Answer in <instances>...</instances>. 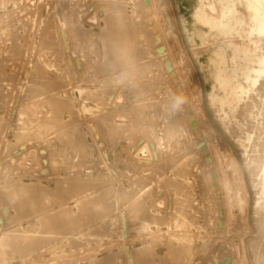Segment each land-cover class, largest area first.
Masks as SVG:
<instances>
[{
	"label": "rangeland",
	"instance_id": "1",
	"mask_svg": "<svg viewBox=\"0 0 264 264\" xmlns=\"http://www.w3.org/2000/svg\"><path fill=\"white\" fill-rule=\"evenodd\" d=\"M238 2L0 0V264H264V34Z\"/></svg>",
	"mask_w": 264,
	"mask_h": 264
},
{
	"label": "bare ground",
	"instance_id": "2",
	"mask_svg": "<svg viewBox=\"0 0 264 264\" xmlns=\"http://www.w3.org/2000/svg\"><path fill=\"white\" fill-rule=\"evenodd\" d=\"M198 1H199V0H198ZM232 1H233L235 4H238V5L241 7L242 10H246V9H248V7H249L248 3H246V2H245L244 4H239L238 0H232ZM222 2H223V1H222ZM242 2H243V1H242ZM249 2H251V1H249ZM196 3H197V0H195V5H196ZM225 3H226V2H225ZM207 4H208V3H207ZM211 4H212V3H211ZM250 4H251V3H250ZM252 4H254V7L252 6L253 8H251V6H250V9H252L253 12H251V10H250L251 14H249V16L252 15V13H253V15H254L253 17H254V19H255L256 22H257V27H254V28H257L256 30H257L258 34H260V36H261V34H262V35L264 34V0H252ZM213 5H214V4H213ZM217 5H218V4H217ZM215 6H216V5H215ZM218 6H219V5H218ZM221 6H224V5H221ZM256 6H259L260 9L262 10V16H260V15H261L260 10H259V8H257ZM200 7H201V6H200ZM206 7H207V6H206ZM216 7H217V6H216ZM225 7H226V6H225ZM234 7H235V6H234ZM198 8H199V7H198ZM220 8H221V7H220ZM220 8H219V9H220ZM195 9H196V8H195ZM195 9H194V10H195ZM222 9H223V8H222ZM198 10H199V9H198ZM198 10H196V11H198ZM200 10H201V8H200ZM220 10H221V9H220ZM225 10H226V9H225ZM228 10H229V9H228ZM205 11H206V13H207L208 10L205 9ZM215 11H216V9H215ZM215 11L213 12L214 15H215V13H217V12H215ZM200 12H201V11H200ZM200 12H199V13H200ZM218 12H219V11H218ZM195 13H196V12H195ZM202 13H203V11H202ZM231 13H232V12H231ZM118 14H119V13H116L115 16L118 17V16H117ZM203 14H204V13H203ZM221 14H222V13H221ZM223 14H224V13H223ZM225 14H226V13H225ZM193 15H194V14H193ZM193 15H192V16H193ZM207 15H210L209 12H208V14H206V17H207ZM214 15H213V16H214ZM216 15H217V14H216ZM230 15L232 16V14H230ZM122 16H124V14H123ZM199 16H200V15H199ZM201 16H202V15H201ZM218 16H219V15H218ZM220 16H222V15H220ZM224 16H225V15H224ZM224 16H223V17H224ZM231 16H229V18H230ZM233 16H234V15H233ZM233 16H232V17H233ZM125 17L127 18V15H126ZM125 17H121V18L123 19V21L130 19L129 17H128L127 19H125ZM204 17H205V15H204ZM204 17H203V18H204ZM211 17H212V16H211ZM118 18H119V20L121 19V18H120V15H119ZM118 18H116V19H118ZM208 18H210V17L208 16ZM214 18H215V16H214ZM217 18H218V17H217ZM221 18H222V17H221ZM226 18L228 19V17H226ZM249 18H250V17H249ZM122 19H121V21H122ZM124 19H125V20H124ZM111 20H112V19H111ZM114 20H115V19H113L112 21H114ZM119 20H118V22H119V24H121L123 21L121 22V21H119ZM216 20H217V19H216ZM224 20H225V19H224ZM229 20H230V19H229ZM232 20H233V18H232ZM232 20H231L230 22H232ZM128 21H129V20H128ZM128 21H126V22H128ZM130 21L132 22V20H130ZM203 21H204V20H203ZM208 21H209V20H208ZM217 21H218V20H217ZM248 21H249V20H248ZM253 21H254V20H253ZM116 22H117V21H116ZM118 22H117V23H118ZM126 22H125V23H126ZM131 22H129V23H131ZM210 22H211V21H210ZM219 22H220V21H219ZM221 22H222V21H221ZM256 22H255V23H256ZM111 23H112V22H111ZM198 23H199V22H198ZM206 23H208V22H206ZM247 23H248V22H247ZM247 23H246V24H247ZM112 24H113V23H112ZM122 24H123V23H122ZM209 24H210V23H209ZM226 24H227V21H226ZM226 24H225V25H226ZM228 24H229V23H228ZM232 24H233V23H231V25H232ZM244 24H245V23H244ZM250 24H251V23H250ZM113 25H115L114 27H117L116 24H115V22H114ZM123 25H124V24H123ZM123 25H121V27H122ZM195 25H196V24H195ZM200 25H201V24H200ZM225 25H224V26H225ZM233 25H234V24H233ZM247 25H248V24H247ZM253 25H254V24H253ZM253 25H251V26H253ZM255 25H256V24H255ZM118 26H119V25H118ZM132 26H133V23H132ZM213 26H214V25H213ZM216 26H218V24H217ZM234 26H236V24H235ZM109 27H110V26H109ZM109 27H107V28H109ZM124 27H125V25L123 26V28H124ZM127 27L129 28V30L131 29L130 26H129V24H128ZM198 27H199V26H198ZM206 27H207V26H206ZM248 27H249V26H248ZM128 28L125 29V31L128 30ZM133 28H134V26H133ZM195 28H196V27H195ZM202 28H203V27H202ZM202 28H201V29H202ZM208 28H211V26H210V27L208 26ZM226 28H227V27H226ZM235 28H236V27H235ZM254 28H253V29H254ZM109 29H111V28H109ZM115 29L117 30L118 27L115 28ZM134 29H135V28H134ZM196 29H199V28H196ZM196 29H195V31H196ZM206 29H207V28H206ZM232 29H233V28H232ZM248 29H249V28H248ZM251 29H252V28H251ZM112 30H113V29H111L110 32H112ZM123 30H124V29H123ZM243 30H244V29H243ZM256 30H255V32H256ZM125 31H124V32H125ZM132 31L134 32V31H136V29H135V30H132V29H131V32L129 31V34H128L129 37L132 36V34H133ZM199 31H200V29H199ZM201 31H202V30H201ZM210 31H211V30H210ZM116 32H117V31H116ZM116 32H115V33H116ZM118 32H119V30H118ZM122 32H123V31H122ZM122 32H121V33L119 32V33L122 34ZM124 32H123V33H124ZM126 32H127V31H126ZM126 32H125V34H126ZM139 32H140V31H139ZM139 32H138V33H139ZM143 32H144V31L141 30V33H142V34H143ZM235 32H236V31H235ZM246 32H247V31H246ZM246 32H245V34H247ZM251 32H253V31H251ZM108 33H109V32H108ZM112 33H113V32H112ZM119 33H118V34H119ZM141 33H140V34L135 33V34L138 36V35H141ZM195 33H196V32H195ZM204 33H205V32H204ZM207 33H209V31H208ZM236 33H238V32H236ZM242 33H244V32H242ZM109 34H110V33H109ZM109 34H108V35H109ZM120 34H119V35H120ZM130 34H131V35H130ZM144 34H145V33H144ZM148 34H149V33H148ZM227 34H229L228 30H226V29L223 28V27H219V28H217V29L214 30V36H213V37L216 36V37H218L217 39L219 40L221 37H223L224 35H227ZM232 34H233V32H232ZM232 34H231V35H232ZM238 34H239V33H238ZM245 34H244V35H245ZM248 34H250V33H248ZM122 35H123V34H122ZM195 35H196V34H195ZM199 35H200V34H199ZM210 35H211V34H210ZM235 35H236V34H235ZM235 35H234V36H235ZM250 35H251V34H250ZM250 35H249V36H250ZM253 35H254V34H253ZM256 35H257V34H256ZM111 36H115V35L113 34V35H111ZM116 36H117V35H116ZM137 36H136V38H135V37H134V38L137 39ZM144 36H145V35H144ZM147 36H148V35H147ZM208 36H209V35H208ZM236 36H237V35H236ZM236 36L234 37L235 40H236ZM241 36H243V35H241ZM241 36H240V37H241ZM246 36H247V35H246ZM258 36H259V35H258ZM258 36H255V37H258ZM109 37H110V36H109ZM117 37H118V39L120 38L119 36H117ZM138 37H139V36H138ZM201 37H202V36H201ZM238 37H239V36H238ZM243 37H244V36H243ZM243 37H241V40L244 39ZM263 37H264V36H263ZM263 37H262V38H263ZM114 38H115V37H114ZM131 38H132V39H131V42L133 43V41H132V40H133V37H131ZM145 38H147V37H145ZM198 38H199V37H198ZM202 38H203V37H202ZM223 38H224V37H223ZM227 38H229V37H226V39H225V38H224V39L227 40ZM245 38H246V37H245ZM251 38H252V37H251ZM262 38H261V39H262ZM110 39H111V38H110ZM120 39H121V38H120ZM124 39H125V38H124ZM149 39H150V38H149ZM200 39H201V38H200ZM210 39H211V37H210ZM237 39H238V38H237ZM254 39H255V38H254V36H253V40H254ZM126 40H128V39H126ZM202 40H203V39H202ZM206 40H207V37H206ZM222 40H223V39L221 38V40H219V42L222 41ZM225 40H224V41H225ZM253 40H252V41H253ZM110 41H111V40H110ZM112 41L116 42L115 40H112ZM112 41H111V43H112ZM120 41L122 42L123 40H120ZM124 41H125V40H124ZM128 41H130V39H129ZM203 41H204V40H203ZM211 41H212V39H211ZM211 41H208V42H211ZM224 41H223V42H224ZM228 41H230L231 43H234V41H232V38H230V40H228ZM238 41H239V42H237V43L239 44V46H238L237 43H236V44H237V46H238V48H239V47H240V40H238ZM243 41H244V40H243ZM243 41H242V42H243ZM246 41H247V38H246ZM248 41H249V40H248ZM248 41H247V42H248ZM254 41H255V40H254ZM256 41H257V39H256ZM256 41H255V42H256ZM259 41H260V40H259ZM263 41H264V40H263ZM149 42H150V41H149ZM215 42H216V41H215ZM223 42H222V43H223ZM225 42H226V41H225ZM225 42H224V43H225ZM255 42H254V44H255ZM257 42H258V41H257ZM128 43H130V42H128ZM134 43H135V42H134ZM245 43H246V42H245ZM248 43H249V42H248ZM248 43H247V44H248ZM118 44H119V42H117V45H118ZM123 44L126 45V44H127V41H126V44H125V42H124V43H121V46H122V47H123ZM211 44H212V46L214 47L213 41H212ZM236 44H235V45H236ZM256 44H257V43H256ZM256 44H255V45H256ZM260 44H261V43H260ZM260 44H259V45H260ZM113 45H115V43H114ZM215 45H216V44H215ZM242 45H244V47L246 46V44H244V42L242 43ZM242 45H241V46H242ZM111 46H112V45H111ZM126 46H127V45H126ZM128 46H129V44H128ZM133 46H134V45H133ZM133 46H131V47H133ZM203 46H204V45H203ZM220 46H222V45H220ZM262 46H263V45H262ZM262 46H259V48L262 47ZM112 47H113V46H112ZM117 47H118V46H117ZM119 47H120V46H119ZM134 47H135V46H134ZM215 47H216V46H215ZM248 47H250V46L248 45ZM248 47H247V48H248ZM114 48H115V46H114ZM123 48H124V49H127V51H128V48H127V47L125 48V46H124ZM123 48H122V49H123ZM129 48H130V46H129ZM210 48H211V47H210ZM210 48H209V49H210ZM217 48H218V47H217ZM221 48H222V47H221ZM223 48H224L225 50H227V51H233V46H232V44H229L228 42L224 44ZM223 48H222V49H223ZM235 48H236V47H235ZM245 48H246V47H245ZM253 48H254V47H253ZM253 48L251 47V49H253ZM255 48H257V46H255ZM255 48H254V49H255ZM117 49H120V48H117ZM132 49H133V48H132ZM212 49H213V48H212ZM222 49H220V50H222ZM224 49H223V50H224ZM110 50H111V48H110ZM129 50L131 51V48H130ZM217 50H218V52H219V49H217ZM237 50H238V49H237ZM239 50H240V49H239ZM239 50H238V51H239ZM256 50H257V49H256ZM256 50H255V52H256ZM130 51H129V53H130ZM205 51H206V50H205ZM214 51H215V49H214ZM253 51H254V50H253ZM257 51H258V50H257ZM112 52L114 53V49L112 50ZM118 52H119V51H118ZM118 52H117V53H118ZM207 52H208V50H207ZM210 52H211V51H210ZM222 52H223V51H222ZM234 52H235V51H234ZM251 52H252V50H251ZM251 52H250V53H251ZM255 52H254V53H255ZM125 53H126V52H125ZM211 53H215V52H211ZM224 53H225V52L222 53V56L224 55ZM230 53H231V52H230ZM121 54H122V53H121ZM127 54H128V53H127ZM228 54H229V53H228ZM235 54H236V53H235ZM244 54H245V52H244ZM246 54H247V53H246ZM255 54H256V53H255ZM255 54H254V56H255ZM258 54H259V53L256 54L257 57H258ZM260 54H261V53H260ZM115 55H116V53H115ZM119 55H120V54H118L117 57H119V60H122V58H121L122 56H121V55L119 56ZM128 55H129V54H128ZM209 55H210V53H209ZM209 55H208V57H206V58H209ZM219 55H221V52L219 53ZM231 55H232V54H231ZM238 55H239V54H238ZM247 55H248V54H247ZM247 55H246V56H247ZM123 56H124V54H123ZM210 56H211V55H210ZM242 56H243V54H242ZM242 56H241V57H242ZM244 56H245V55H244ZM260 56H261V55H260ZM262 56H263V54H262ZM125 57H126L125 59L127 60V58H128L127 55H125ZM235 57H236V56H235ZM250 57H251V56H250ZM252 57H253V56H252ZM263 57H264V56H263ZM115 58H116V57H115ZM222 58H223V57H222ZM239 58H240V57H239ZM242 58H243V57H242ZM260 58H261V57H260ZM260 58H259V59H260ZM112 59H114V58H112ZM112 59H111V60H112ZM128 59H129V58H128ZM210 59H211V57H210ZM213 59H214V65L216 64V62H219V60H220V56H219V60H218V53H216V54H214V55L212 56L211 62H213V61H212ZM226 59H227V58H226ZM119 60H117V61H119ZM207 60H208V59H207ZM215 60H218V61L215 62ZM234 60H235V58H234ZM253 60H254V58H253ZM253 60H252V62H253ZM255 60H256V59H255ZM114 61H116V60H112L111 62H114ZM221 61H225V62H226V60H221ZM221 61H220V63H218V66H216V67H219V66H220L219 64L222 63ZM231 61H232V60H231ZM231 61H230V62H231ZM235 61H236V60H235ZM237 61H238V59H237ZM237 61H236V62H237ZM239 61H240V60H239ZM243 61H244V60H243ZM256 61H257V60H256ZM206 62H207V61H206ZM209 62H210V61H209ZM225 62H224V63H225ZM227 62H228V61H227ZM254 63H256V62H254ZM207 64H208V63H207ZM209 64H211V63H209ZM236 64H237V63H236ZM245 64H246V63H245ZM211 65H213V64H211ZM227 65H228V63H227ZM239 65H240V64H238L237 66L239 67ZM248 65H249L248 68H250V64H248ZM207 66H208V65H207ZM224 66H225V64H223V66H222L221 68H223ZM231 66H232V65H231ZM237 66H236V67H237ZM210 67H211V66H210ZM214 67H215V66H214ZM226 67H227V66H226ZM228 67H229V66H228ZM131 68H132V67H131ZM224 68H225V67H224ZM231 68H232V67H231ZM251 68H252V66H251ZM256 68H257V67H256ZM256 68H254V69L256 70ZM260 68H261V67H260ZM126 69H128V68H126ZM126 69H125V70H126ZM208 69H209V68L207 67V71H208ZM216 69H217V68H216ZM219 69H220V68H219ZM219 69H217V70H219ZM235 69H236V68H234V70H235ZM243 69H244V67H243ZM243 69H240V70H243ZM125 70H123V71H125ZM212 70H213V69H212ZM223 70H224V69H223ZM246 70H247V69H246ZM257 70H259V69H257ZM238 71H239V70H237V72H238ZM252 71H254V70L252 69ZM127 72H128V71H127ZM131 72H132V71H131ZM211 72H212V71H211ZM214 72H215V71H214ZM214 72H213V73H214ZM225 72H226V71H225ZM225 72H222V75H221L220 73H216V72H215V74H213V73H210V74H211V75L213 74V76L216 75V74H220L221 76H223ZM228 72H229V70H228ZM231 72H232V71H231ZM231 72H230V73H231ZM239 72H240V71H239ZM255 72H256V71H255ZM123 73H124V72H123ZM240 73H242V72H240ZM244 73H245V72H244ZM244 73L242 74L241 79H245V80H246V79H247V74H244ZM256 73H257V72H256ZM127 74H128V73H127ZM131 74H132V73L128 74V76H131ZM228 74H229V73H228ZM124 75H125V74H124ZM261 75H264V74H261ZM208 76H209V75H208ZM224 76H225V75H224ZM229 76L232 77L233 74H229ZM209 77H210V76H209ZM248 77H249V76H248ZM254 77H256V76H254ZM221 78H223V77H221ZM225 78H226V77H225ZM237 78H238V76H237ZM249 78H250V77H249ZM249 78H248V79H249ZM251 78H252V77H251ZM261 78H262V77H261ZM211 79H212V77H211ZM216 79H217V78H216ZM216 79H215V80H216ZM241 79H239V80L241 81ZM213 80H214V79H213ZM213 80H212V81H213ZM218 80L221 81L220 76H219V79H218ZM231 80H232V79H231ZM233 80H234V79H233ZM220 81H219V82H220ZM227 81H228V80H227ZM229 81H230V80H229ZM237 81H238V80H237ZM242 82H243V80H242ZM244 82H246V81H244ZM252 82H253V81H252ZM237 83H239V82H237ZM247 83L249 84V86L251 85L248 81H247ZM212 84H213V83H212ZM215 84H216V82H215ZM223 84H224V83H223ZM228 84H229V82H228ZM232 84L234 85L233 82H232ZM232 84H231L230 89L232 88ZM241 84H242V83H241ZM243 84H244V83H243ZM248 84H247V85H248ZM225 85H226V84H225ZM225 85H223V86H225ZM247 85H246V87H249V86H247ZM217 86H218V85H215L216 88H218ZM228 86H229V85H228ZM242 86H243V85H242ZM244 86H245V85H244ZM252 86H253V85H252ZM255 86H256V85H255ZM234 87H235V86H234ZM234 87H233V88H234ZM212 88H213V87H212ZM220 88H221V85H220V87H219V90H220ZM228 88H229V87H228ZM239 88H240V87H239ZM225 90H226V89H225ZM225 90H223V93L229 91L228 89H227L228 91H225ZM235 90H236V88H235ZM249 90H251V87L249 88ZM245 91H246V90H245ZM217 92H218V91H217ZM236 92H237V91H236ZM243 92H244V91H243ZM234 93H235V92H234ZM224 94H225V93H224ZM227 94H228V93H227ZM244 94H246V92H244ZM222 95H223V94H221V96H222ZM215 96H216V95H215ZM221 96H220V98H222ZM242 96H243V95H242ZM251 96H252V95H251ZM228 97H229V95H228ZM230 97H231V96H230ZM230 97H229V98H230ZM235 97H236V93H235ZM254 97H255V96H254ZM209 98H210V97H209ZM226 99H227V97H226ZM242 99H243V98H242ZM233 100H234V98H233ZM212 101H213V98H212L211 102H212ZM220 101H221V100H220ZM229 101H230V100H228V102H229ZM257 102H258V101H256L255 103H257ZM217 103H218V101H217ZM229 103H230V102H229ZM229 103H228V104H229ZM255 103L253 102V105H254ZM225 104H226V103H225ZM225 104H224L223 106H227V105H225ZM52 105H53V104H52ZM54 105H55V104H54ZM213 105H214V104H213ZM220 105H221V104H220ZM215 106H216V105H215ZM216 107H217V106H216ZM218 107H219V105H218ZM211 108H212V107H211ZM251 108H252V107H251ZM219 109H220V108H219ZM228 109H229V107H228ZM215 110H216V109H215ZM226 110H227V109H225V111L223 110V113L226 112ZM221 111H222V109H221ZM229 111H230V109L228 110V112H229ZM217 112H218V111H217ZM226 113H227V112H226ZM224 114H225V113H224ZM239 114H240V113H239ZM226 115H227V114H226ZM230 115H231V114H230ZM222 117H223V116H221V118H222ZM225 117H226V116H225ZM227 120H228V119H227ZM237 120H238V119H237ZM228 122H229V121H228ZM228 122H227V123H228ZM231 122H232V121H231ZM228 125H229V124H228ZM231 125H232V124H231ZM232 126H233V125H232ZM232 126H231V127H232ZM250 126H251V125H250ZM253 126H254V125H253ZM253 128H254V127H253ZM256 129H257V128H256ZM231 130H232V129H231ZM252 130H253V129H252ZM235 131H236V130H235ZM231 133H232V132H231ZM253 133H254V132H253ZM258 133H259V132H258ZM234 134H235V132H234ZM235 135H236V134H235ZM235 135H234V137H235ZM231 137H232V136H231ZM235 138H236V137H235ZM261 140H262V139H261ZM244 144H245V143H244ZM258 144H259V143H258ZM240 148H241V147H240ZM262 148H263V147H262ZM258 152H259V151H258ZM247 156H248V155H247ZM244 158H245V157H244ZM242 159H243V157H242ZM258 159H259V157H258ZM244 160H245V159H244ZM255 160H256V159H255ZM246 162H248V161L246 160ZM243 163H244V162H243ZM248 163H249V162H248ZM244 165H245V164H244ZM260 165H261V164H260ZM237 166H238V165H237ZM253 168H254V167H253ZM235 169H237V168H235ZM244 169H245V168H244ZM251 173H252V172H251ZM253 173H254V172H253ZM259 174H260V173H259ZM256 178H257V177H256ZM260 182H261V181H260ZM253 183H254V182H253ZM254 185H255V184H254ZM23 193H24V192H23L22 189H18V190H16V191H13V192L9 193V195L11 196V198H12L13 200L16 201L17 199H19L20 197H22V196L24 195ZM237 194H238V193H237ZM24 197H25V196H24ZM239 198H240V197H238V199H239ZM255 198H256V197H255ZM259 198H261V197H259ZM262 199H263V198H262ZM263 200H264V199H263ZM85 201H86V200H85ZM238 201H239V200H238ZM79 202H80V201H79ZM239 202H240V201H239ZM80 203L82 204V202H80ZM80 203H79V204H80ZM83 203H84V200H83ZM241 203H242V201H241ZM81 204H80V205H81ZM263 204H264V203H263ZM255 205H256V204H255ZM77 206H78V205H77ZM261 206H262V205H261ZM256 209H257V208H256ZM256 211H257V210H256ZM260 213H261V212H260ZM142 214H143V213H142ZM260 215H261V214H260ZM252 216H253V215H252ZM262 217H263V215H262ZM252 219H253V217H252ZM257 219H258V216H257L256 220H257ZM253 220H254V219H253ZM256 220H255V221H256ZM260 220H261V218H260ZM261 221H262V220H261ZM262 222H263V221H262ZM259 223H260V222H259ZM255 225H256V224H255ZM31 226H32V225H31ZM143 226H144V227H143V230L148 229L146 225H143ZM257 226H258V224L256 225V227H257ZM259 226H260V225H259ZM260 227H261V226H260ZM260 227H259V228H260ZM263 227H264V226H262V230H264ZM254 229H255V228H254ZM256 229H257V228H256ZM260 229H261V228H260ZM260 229H259V230H260ZM259 230H258V231H259ZM259 232H260V231H259ZM261 232H262V231H261ZM256 233H257V231H256ZM262 233H263V232H262ZM260 234H261V233H260ZM21 236H22V235H20V234L17 232V230H14V231H12V232H5V233L3 232V234H1V237H0V248L2 249V253L6 254V253H8V251H12L13 248H15V247H14V246H15V243L18 242V241L20 240L19 237L21 238ZM260 236L264 238V235H259V237H260ZM181 237H182V236H181ZM256 237H257V236H256ZM263 238H261L260 241L263 240ZM182 239H183V238H182ZM252 239H253V238H252ZM258 239H259V238H258ZM185 240H186V239H185ZM185 240H184V241H185ZM253 240H254V239H253ZM256 240H257V239H256ZM174 241H175V240H174ZM257 242H258V241H257ZM255 243H256V242H255ZM261 243H262V241H261ZM252 245H253V244H252ZM256 245H257V243H256ZM248 246H249V245H248ZM251 248H252V247H251ZM249 249H250V248H249ZM252 249L255 250L256 248H252ZM260 249H261V248H260ZM260 249H259V250H260ZM262 249H263V248H262ZM263 250H264V249H263ZM261 253H262V252H261Z\"/></svg>",
	"mask_w": 264,
	"mask_h": 264
},
{
	"label": "clouds",
	"instance_id": "3",
	"mask_svg": "<svg viewBox=\"0 0 264 264\" xmlns=\"http://www.w3.org/2000/svg\"><path fill=\"white\" fill-rule=\"evenodd\" d=\"M177 102H178V103H183V101H182V100H179V99H178V101H177Z\"/></svg>",
	"mask_w": 264,
	"mask_h": 264
}]
</instances>
